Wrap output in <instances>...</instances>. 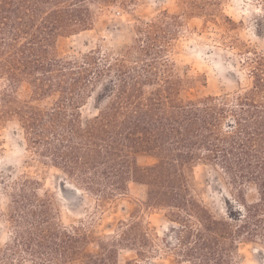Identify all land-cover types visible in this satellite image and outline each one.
<instances>
[{
  "label": "trees",
  "instance_id": "1",
  "mask_svg": "<svg viewBox=\"0 0 264 264\" xmlns=\"http://www.w3.org/2000/svg\"><path fill=\"white\" fill-rule=\"evenodd\" d=\"M136 2L0 0V119H16L28 150L101 206L137 182L147 186L144 205L164 210L174 225L160 239L132 215L114 234L94 236L82 224L66 225L55 196L26 174L3 182L11 236L0 264H122V250L137 256L123 264L163 253L178 263L238 264L241 243L264 248V49L230 42L250 84L221 95H192L199 76L180 71L173 57L187 16L204 12L225 31L236 25L232 18L181 0L187 14L164 10L121 29L117 46L60 56L61 37L93 29L105 10L129 11ZM94 96L98 112L84 117ZM140 155L156 161L142 165ZM201 164L234 190L238 205L225 214L197 194L193 175ZM251 186L253 202L246 198Z\"/></svg>",
  "mask_w": 264,
  "mask_h": 264
},
{
  "label": "rangeland",
  "instance_id": "2",
  "mask_svg": "<svg viewBox=\"0 0 264 264\" xmlns=\"http://www.w3.org/2000/svg\"><path fill=\"white\" fill-rule=\"evenodd\" d=\"M208 4L214 14H226L236 25L230 30L207 23L204 12L192 13L185 20V28L178 40L174 59L180 71L199 76L200 81L192 89V95H221L240 90L250 84L248 71L240 63L238 49L230 46L235 38L252 48L264 49V0H199ZM126 11L119 6L111 7L99 14L93 29L58 41L60 56H77L97 45L113 47L122 43L123 30L137 19L148 20L168 10L172 14H187L181 0H137L136 5ZM226 37V38H224ZM28 86L20 94L25 96ZM84 117L97 114L95 96L83 106ZM139 163L152 164L156 160L140 155ZM30 175L42 182L43 191L55 196L66 225H83L94 236L114 234L122 220L134 215L142 219L154 236L163 238L174 225L164 210L149 209L144 205L147 186L130 182L124 195L110 206L103 207L97 197L72 185L57 167L44 164L30 152L23 129L14 119H0V248L10 240L11 230L5 213L9 205L10 191L3 182ZM193 181L198 196L216 214H225L230 205L236 206V195L231 186L212 166L199 165L195 168ZM249 202L258 198L257 190L251 186L246 191ZM157 238V237H156ZM158 243L160 240L157 239ZM137 258L134 251H120V262ZM238 264H264V248L257 243L243 242L236 254ZM25 264H32L26 262ZM139 264H189L178 263L173 255L163 253Z\"/></svg>",
  "mask_w": 264,
  "mask_h": 264
}]
</instances>
